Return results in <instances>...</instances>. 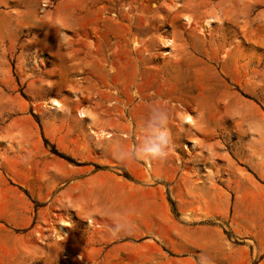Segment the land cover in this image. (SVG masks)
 Returning <instances> with one entry per match:
<instances>
[{
  "label": "rangeland",
  "instance_id": "374dc122",
  "mask_svg": "<svg viewBox=\"0 0 264 264\" xmlns=\"http://www.w3.org/2000/svg\"><path fill=\"white\" fill-rule=\"evenodd\" d=\"M153 108L174 150L118 160ZM259 252L264 0H0V264Z\"/></svg>",
  "mask_w": 264,
  "mask_h": 264
},
{
  "label": "clouds",
  "instance_id": "9594fccd",
  "mask_svg": "<svg viewBox=\"0 0 264 264\" xmlns=\"http://www.w3.org/2000/svg\"><path fill=\"white\" fill-rule=\"evenodd\" d=\"M167 125V114L159 108H153L140 142L133 144L131 149L120 150L117 153V159L121 161H142L146 165L166 160L170 152L174 150ZM125 226L124 222L117 220L113 228V234H116Z\"/></svg>",
  "mask_w": 264,
  "mask_h": 264
},
{
  "label": "crops",
  "instance_id": "0c3cea01",
  "mask_svg": "<svg viewBox=\"0 0 264 264\" xmlns=\"http://www.w3.org/2000/svg\"><path fill=\"white\" fill-rule=\"evenodd\" d=\"M254 257L255 255L253 253L249 256L250 259H253ZM255 264H264V254H260V252L258 253Z\"/></svg>",
  "mask_w": 264,
  "mask_h": 264
},
{
  "label": "bare ground",
  "instance_id": "6f19581e",
  "mask_svg": "<svg viewBox=\"0 0 264 264\" xmlns=\"http://www.w3.org/2000/svg\"><path fill=\"white\" fill-rule=\"evenodd\" d=\"M79 115H83L81 112L79 113ZM183 121L184 122H186V121H189V119L187 118V117H185V118H183ZM100 135H102V136H109L110 135V132H108V131H100ZM60 228H61V226H60Z\"/></svg>",
  "mask_w": 264,
  "mask_h": 264
}]
</instances>
